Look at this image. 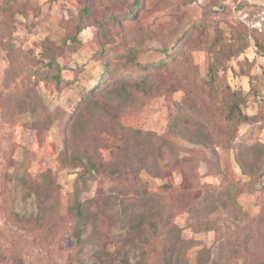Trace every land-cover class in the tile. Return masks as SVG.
<instances>
[{"label": "rangeland", "instance_id": "obj_1", "mask_svg": "<svg viewBox=\"0 0 264 264\" xmlns=\"http://www.w3.org/2000/svg\"><path fill=\"white\" fill-rule=\"evenodd\" d=\"M134 1L0 0V264H264V0Z\"/></svg>", "mask_w": 264, "mask_h": 264}, {"label": "trees", "instance_id": "obj_2", "mask_svg": "<svg viewBox=\"0 0 264 264\" xmlns=\"http://www.w3.org/2000/svg\"><path fill=\"white\" fill-rule=\"evenodd\" d=\"M138 3H139V0L134 1L135 5H137ZM133 11H134V9L133 10L130 9V12H133ZM81 12H82V14L84 13L87 16L89 9L87 7H84L81 10ZM258 46H259L258 48L260 50H263L264 46H261V45H258ZM54 77L57 78L58 80L61 78L60 75H58V74L54 75ZM66 80H68V78ZM99 86H100V84L98 83L94 87H91L93 89H87L86 94L84 93L85 95L84 94L82 95L80 102L84 103V104L88 103V101L91 97H88L87 94L94 92L95 88L99 87ZM118 86H121V87L124 86V91L128 90L127 84L125 82L121 83L120 85H118L117 82L112 83L110 85H106V88L116 89ZM99 88H102V87H99ZM72 213L76 216V218H81V216L83 215V211H82L80 205H75V207H73V209H72ZM159 215L160 214H158V217H159ZM158 222H159L158 218L155 220L153 218H147L145 216H142L141 217V223H140V225H138V228L143 225V227L146 231L150 230V231H152L151 234L154 235V234H156V232L158 233V231H159V223ZM80 235H81L80 228H79V226H76V228L72 230V237L74 238V240L79 241ZM143 239L147 242V240H149V235L147 234V237L143 238ZM150 239H151V236H150ZM144 256H145V253L142 256V260H144ZM142 260L136 261L135 264H140ZM81 264H85V263H83V261H81Z\"/></svg>", "mask_w": 264, "mask_h": 264}]
</instances>
